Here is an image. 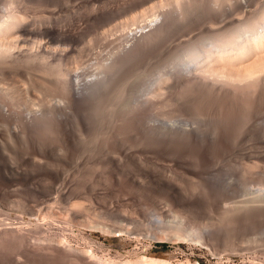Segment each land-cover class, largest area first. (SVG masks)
<instances>
[{"label":"bare ground","instance_id":"6f19581e","mask_svg":"<svg viewBox=\"0 0 264 264\" xmlns=\"http://www.w3.org/2000/svg\"><path fill=\"white\" fill-rule=\"evenodd\" d=\"M104 1L0 0V147L30 142L36 150L44 133L48 135L43 139L59 130L65 147L61 148L80 147L81 153H101V158L106 154L105 159L110 153L107 166L119 169L124 161H171L181 172L200 174L187 166L189 159L198 168L214 159L221 163L222 159H237L247 170L262 167L264 0H154L144 9V0H139L141 10L133 7L135 13H126L130 17L120 21L119 14L129 10L132 1ZM99 39L106 40V51L94 53L88 65L86 53ZM146 66L153 77L149 80L148 74V81H139L147 72L141 68ZM37 139L40 143L35 145ZM41 160L37 169L45 173L54 169L48 170ZM54 177L49 184L51 196L38 209L46 210L48 218L56 213L55 203L49 201L73 199L69 191L74 181ZM167 186L170 191L164 200L174 206V223L165 222L166 217L154 211V225L144 231L156 240L209 245L221 230H215L212 221H199V210L183 202L181 186ZM261 191L237 202L220 200L217 207L224 227L264 217ZM79 195L66 206L70 218L114 234L115 227L97 219H103L104 213ZM126 221L142 224L137 218ZM10 224L0 223V244L15 238L19 256L11 258L13 264L25 255L55 254L62 249L73 250L78 260L82 254L92 263L99 257L94 251L81 248L78 252L79 247L61 243L62 237L61 244L54 237L43 238L42 233L40 238L37 233L45 224L40 221L34 227ZM131 232L135 231L127 228L126 233ZM94 260L93 264H173L154 256Z\"/></svg>","mask_w":264,"mask_h":264},{"label":"rangeland","instance_id":"374dc122","mask_svg":"<svg viewBox=\"0 0 264 264\" xmlns=\"http://www.w3.org/2000/svg\"><path fill=\"white\" fill-rule=\"evenodd\" d=\"M105 1L106 4L109 2L107 0ZM126 1L118 0V2L127 4H129V1H132L129 4L132 7L129 10H122L121 13L125 16L121 18L122 14H119L120 19H117L119 16L116 18L118 21L125 20V17L126 19L127 17L129 18L130 16L127 15L135 13L134 11H139L141 8L144 9L154 2V0H144V2L142 0L143 3H141V1L136 0L137 3L140 2L145 6L143 7L140 3L137 4L135 0ZM133 7L136 10L133 11ZM106 48V40L99 39L95 41L92 50L86 53L85 62L87 64L90 63L93 60L92 57L96 56V53L102 52V50L105 52ZM150 62V65L154 66V62ZM150 65L148 64L147 66L153 74V66H151V69ZM147 66L141 68L143 70L147 68L144 70H147V72L144 73L141 70V74L143 72V75H145L143 77L141 76L139 81L141 80L143 82L144 80L146 82L145 79L151 73H148ZM152 74H149V80L152 79ZM58 131L55 132L57 135H52L53 133L51 134L49 132V136H53L51 138L48 136L43 139V136L48 135L47 132V135L45 133L42 135V139L39 138V140H43V143L41 141V144L38 145L39 151L36 148L37 146L34 147L36 150H33V145L31 146L32 143L30 142L27 144L24 142L25 145L23 142H20L21 144L14 143V146L11 143H4L5 145L0 147V223L7 222L11 223L10 225L12 226L27 225L30 227L31 225V227H34V223L40 221V223H45L43 225L44 228L38 232L39 234L37 233L40 238H42V235L43 238L54 237L59 240V242L56 240L59 244L65 241L70 243L71 245H68L72 246V248L79 247L76 248L78 252L81 248H83L82 251L84 249L85 251L87 250V253L94 251L92 253L96 254L95 256H99L94 259H106L110 257L116 261H121L125 259H136L140 256H154L167 258L173 264H264V217H253L244 221L239 220L237 227L234 224L226 223V227H224V220H221V213L217 207L220 205L219 201H223V199V202H227L226 199L229 202L231 200L237 202L238 199L241 201L247 197L261 193V190L264 189V161L259 162L262 167H258L256 170H247L237 159H235L237 161L234 159H226L228 161L222 159V163L220 159H214V161L218 160L217 163L213 160L209 161L207 164H212L209 168L208 165L198 168L195 161L191 159L186 160L187 166H190V170L194 172L199 170L200 174L203 175L181 172L176 169L177 166L171 161H159L158 163H148L149 161H143L141 163L138 161L136 162L138 165L134 164L135 162L133 161H127V163L124 161L125 163L123 162L121 169H119L115 166H107L108 158L111 156L110 153H108L110 156L107 155L105 159L106 154L101 158V153L100 156L97 155L98 153L96 155L87 152L90 154L88 155L84 151L81 153L80 147L74 149L69 148L71 150L70 152L69 149L67 151L61 148L64 146L61 144V132ZM47 140H49L50 146L47 144ZM38 141L37 143L35 142V145L40 143ZM44 144H47L49 147ZM146 145L148 146V144ZM146 145L145 147H147ZM41 146L46 147L41 148ZM148 147L147 149H150ZM95 156L100 157V159ZM35 159L38 160L37 163L35 161L36 164L33 161ZM39 159H44L40 162L45 166L47 164L46 167L47 169L49 167L48 170L54 168L55 170L51 169L50 171L54 170L55 172L48 171V173H45L47 170L37 169ZM81 166H84L85 169ZM14 170H20V172L14 173ZM57 170L58 174L56 173ZM51 173H55L56 177ZM61 176L68 177L74 181L75 184L71 187V191H69V195L72 193L71 197L73 199L65 198L62 201L61 199L49 201L55 203L53 211L54 213L56 212V215H53L55 218L52 216L50 218L53 219H50L48 218L49 216H46V210L43 209L42 212H38V209L44 206L48 202L47 198L51 196L52 191L49 188V184L54 181L53 177L57 180ZM161 178H163V181ZM164 179L169 181V183ZM168 184L176 187L181 186V190L184 189L182 191V200L191 209L195 208V210H199V214H197L203 219L201 220L199 218V221L203 223L207 221H209L208 223L213 222L214 227L216 226L215 230H221V233L220 231L218 232L219 235L216 234L218 239L216 237L214 239L215 241L213 240L215 244L213 241H208L209 245H202L181 239L156 240V238H151L147 235L144 230L154 225L152 221L154 211L162 213L166 217L164 220L166 219L167 221L165 220V222L167 223L172 222L173 218V221L175 220V216H172L174 215V206H171L168 201L166 202V199L164 200L166 192L168 193L170 191L167 186ZM56 188H58L57 185ZM82 188L85 189L82 190ZM79 193L82 194L81 197H87L84 200L96 207L97 211L104 213L103 219H97L104 224L106 223L105 225L115 227L116 231H114V234H104L100 228L88 227L84 222L75 221L70 218L66 206L69 205V201H73L77 196H80ZM41 217L44 218L42 219ZM126 217L137 218L142 224L135 226L126 221ZM48 223L51 226H48ZM215 223L217 224L215 225ZM116 228H119V230ZM121 228L123 231H121ZM127 228L135 232L127 234ZM136 232H141L142 234L139 233L138 235ZM37 235L35 234V236ZM13 239L10 238L8 243L6 241L2 243L3 245L0 244V264H13L11 258L19 256L16 254L17 251L14 250L18 249V244L14 243L16 240L15 238ZM10 241L12 243L9 244ZM231 248L235 249L231 250ZM62 250H56L55 254L49 252L44 253V251L36 255H25L15 261V264H82L81 262L83 264L84 262H86L85 264H90L91 262L89 259H86L84 254L78 260L79 256L76 259L74 252H72L73 250ZM69 251L72 252L73 256L69 254ZM50 255L54 256L52 257ZM82 257L90 262H87ZM94 259H92L93 263L95 261ZM93 263L91 262V264Z\"/></svg>","mask_w":264,"mask_h":264}]
</instances>
